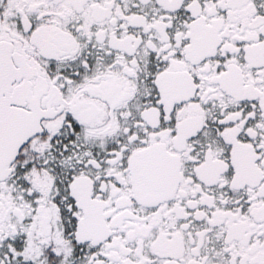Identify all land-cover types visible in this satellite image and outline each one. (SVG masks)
Segmentation results:
<instances>
[{"label": "flooded vegetation", "instance_id": "obj_1", "mask_svg": "<svg viewBox=\"0 0 264 264\" xmlns=\"http://www.w3.org/2000/svg\"><path fill=\"white\" fill-rule=\"evenodd\" d=\"M0 264H264V0H0Z\"/></svg>", "mask_w": 264, "mask_h": 264}, {"label": "water", "instance_id": "obj_2", "mask_svg": "<svg viewBox=\"0 0 264 264\" xmlns=\"http://www.w3.org/2000/svg\"><path fill=\"white\" fill-rule=\"evenodd\" d=\"M9 75L7 74V72H0V102H5L8 100V98L6 97L7 92H8V82H9ZM7 103L4 105L0 104V111L8 108L7 107ZM34 135V131H21L18 135L13 136V137H7L8 141L2 145L0 142V181L5 179L8 174L10 173V165L13 161V159H15V155L18 154L19 149L26 144L31 137ZM14 145V148L17 152L15 155H10L8 154V150L11 149V145Z\"/></svg>", "mask_w": 264, "mask_h": 264}]
</instances>
